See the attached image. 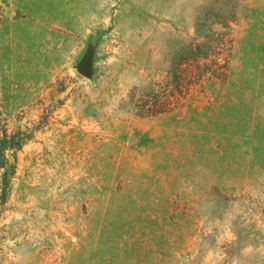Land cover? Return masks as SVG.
I'll return each mask as SVG.
<instances>
[{
    "label": "rangeland",
    "instance_id": "1",
    "mask_svg": "<svg viewBox=\"0 0 264 264\" xmlns=\"http://www.w3.org/2000/svg\"><path fill=\"white\" fill-rule=\"evenodd\" d=\"M0 111V264H264V0H0Z\"/></svg>",
    "mask_w": 264,
    "mask_h": 264
},
{
    "label": "trees",
    "instance_id": "2",
    "mask_svg": "<svg viewBox=\"0 0 264 264\" xmlns=\"http://www.w3.org/2000/svg\"><path fill=\"white\" fill-rule=\"evenodd\" d=\"M26 141L24 136L8 132L6 121L0 111V217L7 202L9 178L15 169L10 166L7 153L16 154Z\"/></svg>",
    "mask_w": 264,
    "mask_h": 264
},
{
    "label": "water",
    "instance_id": "3",
    "mask_svg": "<svg viewBox=\"0 0 264 264\" xmlns=\"http://www.w3.org/2000/svg\"><path fill=\"white\" fill-rule=\"evenodd\" d=\"M107 31L108 30L98 34L86 43L84 49L81 52L80 57L73 66V69L77 72L79 76L90 82L93 81L94 76L96 74L95 63L97 50L99 44L102 41L103 34H105ZM132 140L133 139L131 138L130 141Z\"/></svg>",
    "mask_w": 264,
    "mask_h": 264
}]
</instances>
